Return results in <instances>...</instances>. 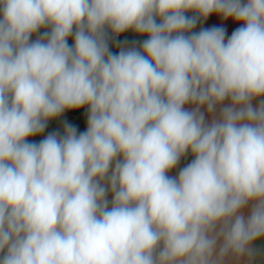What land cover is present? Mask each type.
Here are the masks:
<instances>
[{"label":"clouds","instance_id":"1","mask_svg":"<svg viewBox=\"0 0 264 264\" xmlns=\"http://www.w3.org/2000/svg\"><path fill=\"white\" fill-rule=\"evenodd\" d=\"M0 264H264V0H0Z\"/></svg>","mask_w":264,"mask_h":264},{"label":"crops","instance_id":"2","mask_svg":"<svg viewBox=\"0 0 264 264\" xmlns=\"http://www.w3.org/2000/svg\"><path fill=\"white\" fill-rule=\"evenodd\" d=\"M218 19L219 18L211 17L210 18V21H212V20H218ZM227 23L230 25L229 32L231 31L232 28H235V27H238L239 26L237 24H233L231 21H228ZM201 26L207 27V26H209V22H205L203 25H198L197 26V30H199V28ZM125 38H128V39H144L145 37H138L135 34L129 32V33H125L124 34V39ZM69 42L71 43L72 41L70 40ZM115 50H116V48H113V51H115ZM65 119H67L70 123H73L74 120H75V116L71 112H67L60 119L50 121L49 122V125H48V128L46 129V131H45V133L43 135H47L48 132L62 131V121L65 120ZM43 135H39V136L33 137L31 139L38 142L40 139L43 138ZM190 157L191 156L189 155L186 158H184L181 161L180 167H183L185 164L189 163L190 162L189 161V158ZM177 171H178V169L173 170V172L170 173V174L171 175H175ZM258 246H261L260 242H258Z\"/></svg>","mask_w":264,"mask_h":264},{"label":"trees","instance_id":"3","mask_svg":"<svg viewBox=\"0 0 264 264\" xmlns=\"http://www.w3.org/2000/svg\"><path fill=\"white\" fill-rule=\"evenodd\" d=\"M85 111V109L71 111V113L75 116L73 124H75L81 131L86 128V117L84 116ZM191 159L192 157L189 158V161H191Z\"/></svg>","mask_w":264,"mask_h":264},{"label":"built area","instance_id":"4","mask_svg":"<svg viewBox=\"0 0 264 264\" xmlns=\"http://www.w3.org/2000/svg\"><path fill=\"white\" fill-rule=\"evenodd\" d=\"M120 39H124V34L120 37ZM115 51H117V49Z\"/></svg>","mask_w":264,"mask_h":264}]
</instances>
